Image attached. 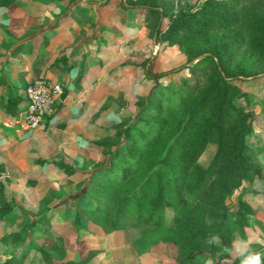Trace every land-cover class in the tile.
<instances>
[{"label":"rangeland","instance_id":"obj_1","mask_svg":"<svg viewBox=\"0 0 264 264\" xmlns=\"http://www.w3.org/2000/svg\"><path fill=\"white\" fill-rule=\"evenodd\" d=\"M146 1H150L149 4L155 8L145 18L142 5ZM203 1L13 0L8 6L0 7V42L6 40L3 32L7 31L4 28L11 27L8 29L13 34L24 33L27 31L25 27L36 19L33 25L39 27L33 30L39 34L23 43V49L30 48L29 58L33 53L34 60H30L28 65L31 74L32 68L39 65L44 68L43 71L52 69L58 58H62L58 56L70 59L74 50L70 43L67 47L59 42L48 52V43L54 33L49 34L46 30L49 16L44 11L54 16L62 11L69 12L70 4L95 5V13L84 12L85 24L77 20L71 22L74 38H63L82 42L91 39L96 45L103 46L100 55L94 54L90 68H87L95 74L93 80L98 83V88L81 94L75 108L71 106L78 98V91L74 90L73 94L62 98L60 102L64 99V104H67L62 115L61 106L56 103L51 113L38 124H16L13 122L14 115L4 112V94L0 92V110L4 112L0 113V162L3 164L0 170V204L5 201L12 206L15 214L21 216L6 220V226L0 223L4 227L0 228V233H8L5 238H0V261L22 246L47 244L60 239L66 258L75 259L87 253L90 247L97 248L83 264H176L174 256L185 249L179 244L184 242L185 234H182L183 224H180L181 227L170 224L168 208L165 209V226H169V230L154 234L155 241L146 249L142 246L144 240L140 243L123 241L120 230L103 233L86 217L81 218L79 225H75L71 218L75 205L88 202L82 194L88 172L107 160L109 146L98 144L96 139H113L114 125L133 118L135 94L147 93L155 82L178 81L188 74L189 64L211 53L218 74L237 89L233 102L241 105L248 112L247 119L251 120L252 128L246 135V141L250 146L252 176L223 199L229 206L228 214L233 216L240 197L247 207L246 222L232 232L229 243L223 244L202 264H249L257 255L259 264H264V50L244 46L232 50L227 44L230 37L228 31H205L196 21L186 20L176 35L166 34L182 14L198 7ZM17 10H23L21 16L24 21L20 20V27L9 18L11 11ZM23 36L25 34H19V37ZM34 43L33 51L31 45ZM5 50L0 44V64L7 59ZM99 61L102 65L96 71ZM87 70L79 71L83 85H87L90 79ZM162 70L167 72L160 77H145V74ZM36 77L47 76L45 72L38 71L32 79ZM32 79L19 81V88ZM64 90V94L68 93L63 86ZM106 97H109L107 102ZM23 104L24 99H21L19 105ZM72 113L74 120L69 119L66 123ZM214 146L213 142L207 143L197 159L199 165L207 163ZM41 204L50 207L49 223L36 224L31 228L23 225V215L34 217L37 206ZM172 231H176L178 239L168 237ZM28 257L31 260L23 264H44L38 261L34 246L29 247ZM53 264L62 263L54 259Z\"/></svg>","mask_w":264,"mask_h":264},{"label":"trees","instance_id":"obj_2","mask_svg":"<svg viewBox=\"0 0 264 264\" xmlns=\"http://www.w3.org/2000/svg\"><path fill=\"white\" fill-rule=\"evenodd\" d=\"M12 1L0 0V7ZM149 3L142 5L145 18L154 7ZM186 20L196 21L205 31H228L227 44L232 50L241 46L264 50V0H204L182 14L166 34L176 35ZM187 67L188 74L178 81L155 82L147 93L135 94L133 118L114 125L113 139H96L98 144L109 146L107 160L88 172L82 190L88 202L75 205L71 221L79 225L86 217L103 233L120 230L123 241L144 240L146 249L155 241L154 234L169 230L165 226L168 208L170 224L185 227L184 242H179L185 249L174 256L176 264H202L229 243L232 232L246 222L247 207L241 198L236 201L233 216L228 214L229 206L223 199L252 176L246 141L252 125L248 112L233 102L237 89L218 74L211 53ZM166 72L145 77L152 79ZM27 83L19 89L22 91ZM19 89L6 83L5 113L15 115L22 107ZM209 142L215 144L211 157L205 165H199L197 159ZM47 194L50 198V192ZM49 210L46 204L38 205L34 217L23 215V225L31 228L48 224ZM20 217L5 201L0 204V223L6 226V220ZM0 228L4 227L0 224ZM7 234L1 232L0 238ZM168 237L178 239L176 231L169 232ZM32 246L38 261L44 264H53L54 259L62 264H83L97 249L90 247L84 255L66 258L61 240L54 239L47 244L22 246L0 264L29 262L28 249Z\"/></svg>","mask_w":264,"mask_h":264},{"label":"crops","instance_id":"obj_3","mask_svg":"<svg viewBox=\"0 0 264 264\" xmlns=\"http://www.w3.org/2000/svg\"><path fill=\"white\" fill-rule=\"evenodd\" d=\"M68 10L69 12L67 13L62 11L54 16L52 15V13L48 11L43 12L45 13V15L49 16V19L47 18V22H46L47 32L49 34L54 33L52 40H50V42L48 43V52L53 50L59 42L60 44L63 43L64 45H67V47H68V43H70V45H72L71 49L74 48L75 50V52L73 50V54L70 56L71 57L70 59L63 58V55L58 56V57H62L63 60L55 62L52 69H47L46 71H43L44 68H40L39 65L35 67V69L32 68V74L29 73L28 65L30 63V60H34L33 53H31V56L29 58L28 56L30 54V48L28 50L23 49V43L25 41H29L28 40L29 37L39 34L37 31L33 30L38 26V25L37 26L33 25L35 24L36 19L34 18L30 26L25 27L27 28L26 32L19 33L23 35L25 34V36L23 37H19V34L11 33V31L8 29L11 27L4 28L7 31L6 33L5 31L3 32L4 39L6 38V40H4L5 42L3 41L0 42V44L2 45L3 48H6L5 53L8 54V56L6 57L7 59H4L0 64V92L4 94L2 96L3 101L5 99L6 83H10L11 85L15 86V88L19 89V81H22L24 78L29 80L32 79L33 77L36 76L38 71H40V73L45 72V75L48 78L61 82V84L65 87V89L68 90V93L64 94V97L70 96L71 93L73 94L74 90L78 91V98L76 97V100H73V104L71 108L76 107L75 103L77 102V99H79L81 94L86 93L87 91L96 90L98 88V83H94L95 81L93 80L95 74H93L90 70H87V68L88 67L90 68L89 64L93 60L92 59L93 55L97 53L100 55L101 49L103 50V46L96 45L95 42L92 41L91 39H88L85 42H82L83 40L81 41L79 39L77 40L74 39L70 41L64 39L65 36H69L70 38L73 37L72 34H74V30L72 27L73 24L71 22L72 21L75 22L77 20L79 23L85 24L86 16L84 12H88V14L95 13L96 6L92 4L89 7H84V5L76 3V4H70L68 6ZM22 13L23 10L22 11L17 10V12L11 11V15H10L11 17L9 16V18H12V20L14 19L13 22H16L15 25H19V27H20V23H22L20 22V20L21 19L23 20L22 18L23 16H21ZM79 13L81 14L79 15ZM65 16L67 18H65ZM51 18L53 20H51ZM59 28L60 30L58 31ZM27 32H30V34H27ZM32 41L34 42V38ZM18 42H22V43L14 50H11V47H13ZM85 43L88 46L87 48ZM35 45H36L35 43L34 45H31V49L33 51ZM39 61L41 60H38V62ZM101 65L102 63L99 61L95 66V70L98 71ZM83 69L89 71L88 77H90V79L87 85H83V81H80L81 75L79 74V71L81 72V70ZM64 102L65 100L63 99V105L61 106L60 109L61 115L64 112V109L67 107V104H64ZM0 113H4V112L0 110ZM73 113L70 114L69 118L65 120L66 123L70 121L69 119L74 120L75 117Z\"/></svg>","mask_w":264,"mask_h":264},{"label":"built area","instance_id":"obj_4","mask_svg":"<svg viewBox=\"0 0 264 264\" xmlns=\"http://www.w3.org/2000/svg\"><path fill=\"white\" fill-rule=\"evenodd\" d=\"M61 82L47 77H36L23 88L24 104L13 116L19 125L34 126L51 113L54 104L64 95Z\"/></svg>","mask_w":264,"mask_h":264},{"label":"clouds","instance_id":"obj_5","mask_svg":"<svg viewBox=\"0 0 264 264\" xmlns=\"http://www.w3.org/2000/svg\"><path fill=\"white\" fill-rule=\"evenodd\" d=\"M249 264H259V256H255L251 259V261L249 262Z\"/></svg>","mask_w":264,"mask_h":264}]
</instances>
